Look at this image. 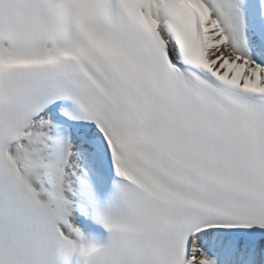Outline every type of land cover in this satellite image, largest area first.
<instances>
[{
	"label": "snow or ice",
	"instance_id": "1",
	"mask_svg": "<svg viewBox=\"0 0 264 264\" xmlns=\"http://www.w3.org/2000/svg\"><path fill=\"white\" fill-rule=\"evenodd\" d=\"M0 264H264V0H0Z\"/></svg>",
	"mask_w": 264,
	"mask_h": 264
}]
</instances>
